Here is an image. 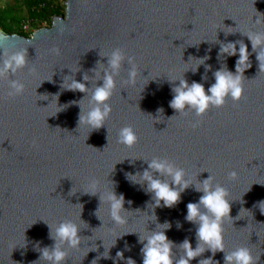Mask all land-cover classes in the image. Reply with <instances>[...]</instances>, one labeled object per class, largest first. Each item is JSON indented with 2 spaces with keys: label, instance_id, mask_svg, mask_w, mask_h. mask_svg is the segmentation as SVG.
I'll use <instances>...</instances> for the list:
<instances>
[{
  "label": "water",
  "instance_id": "water-1",
  "mask_svg": "<svg viewBox=\"0 0 264 264\" xmlns=\"http://www.w3.org/2000/svg\"><path fill=\"white\" fill-rule=\"evenodd\" d=\"M64 5L63 16L29 38L0 30V54L27 53V66L10 76L25 84L22 95L9 97L8 80L0 79V264H33L40 256L36 242L40 247L54 243L46 223L55 226L66 219L80 226L82 244L68 250L65 264H113V259L127 264L129 257L142 264L139 234L159 231L165 222L179 257L183 240L197 246L196 225L185 219L186 205L199 200L202 193L195 184L210 175L231 200L232 219L223 225L225 252L246 246L259 256L257 264H264V213L258 207L264 201V69L252 53L240 100L228 97L201 116L169 107L168 81L195 67L198 61L185 64L189 56H210L211 70L201 65L195 74H184L206 91L225 62L234 72L237 57L218 58L220 44L244 42L251 53L244 34L264 31V23L253 22L264 14V0H66ZM117 47L135 57L136 82H128L131 66L125 61L108 101L112 112L105 127H78L79 105L57 112L52 97L59 94L57 105L62 106L85 96L81 107L86 111L89 95L60 85L66 77L83 82L85 74L89 89L102 83L105 55ZM125 126L137 134L132 147L118 143ZM154 157L183 168L193 183L171 208L163 202L155 207L147 185L126 178L142 173ZM158 178L170 182V177ZM112 190L125 198L124 224L110 216L105 196ZM117 251H123L124 260ZM224 254L217 252L213 259L224 264ZM210 256L206 251L191 264Z\"/></svg>",
  "mask_w": 264,
  "mask_h": 264
},
{
  "label": "clouds",
  "instance_id": "clouds-1",
  "mask_svg": "<svg viewBox=\"0 0 264 264\" xmlns=\"http://www.w3.org/2000/svg\"><path fill=\"white\" fill-rule=\"evenodd\" d=\"M255 16L257 17L253 20L255 24L264 23V14L258 13ZM244 35L251 42L252 52H249L244 42L221 43L217 57H224L225 61L227 57H237L235 71H230L225 62L222 67L213 73L215 82L207 88V91L201 82L192 81L189 83L184 74L189 70L195 74L201 65L206 67V71L211 70V65L206 64L210 56L208 54L199 58L189 56L188 62L184 63L190 64L192 61H198L195 67H189L181 78L168 79L172 93L169 107L178 114L192 111L196 116H201L210 107L223 106L228 97H231L234 101H239L243 92L244 73L251 67L249 58L252 53L256 54L259 68L264 69V31L249 32ZM26 56V50L13 51L11 53L5 51L0 54V57H2L0 59V79L8 80L9 97L22 95L25 90L24 83L17 79H10V76L27 66ZM105 56L107 57V69H105L103 76L100 77L102 83L96 84L95 87L89 89L86 86L89 77L85 74L82 78L83 82L66 77L60 85L63 90L79 91L85 95H89L86 111L81 107V101L85 96L79 101H70L68 105L62 106L57 105L59 94L52 97L56 98L57 112L62 111L71 104L79 105L78 127L84 125L91 130L105 127V122L112 112V107L108 101L114 93L116 78L120 75L125 61L131 66L128 72V82L132 84L136 82L138 67L135 63V57L127 56L125 51L119 47L113 49ZM30 71H34V69H30ZM97 75L99 76L98 73ZM206 79V76H202V80ZM177 81L178 83H176ZM157 111L158 113H162L163 109L161 108ZM137 141V134L131 126L119 129L118 143L126 147H132ZM146 162L147 168L142 173H127L126 178L133 184H146L148 192L154 196L155 207H160L161 202H163L164 207H173L180 201L181 193L193 185L192 181L187 178V174L183 168L176 166L166 158L154 157ZM229 176L235 179L237 173L232 171L229 173ZM158 177H170V182ZM195 190L202 193V195L197 202H189L186 205L187 214L185 219L196 225L197 246L193 248L191 242L185 239L179 245L183 250V255L175 257L173 253L174 242L170 241L166 235V230L171 225L165 222L159 231H154L147 235L139 234L138 243L142 245L140 249L142 264H191L193 260L202 256L206 251H210L212 256L199 260L198 264H219L218 261L213 259L217 252L225 253L224 264H257L259 256H253L252 251L246 246L236 247L230 252H225L223 225L226 219H232L230 216L231 200L229 199L228 190L221 184L214 183L211 175L207 179L195 184ZM85 193L96 195L89 191H85ZM105 201L108 204L112 220L117 224L126 223V217L123 215L127 211L124 208V196L122 194L118 196L112 190L105 196ZM128 203L131 204V201H128ZM258 207L264 213V201L259 202ZM46 224L49 227V238L54 243L51 246L40 247V242L37 241L35 248L40 252V256L33 264H37L38 261H42L43 264H65L68 250L79 249L82 244V239L79 235L81 228L70 219L63 220L55 226ZM121 237H116L115 243L111 247L115 246L117 239ZM126 249L130 250L127 245ZM116 257L121 260L125 259L123 251H117ZM104 258L111 257L105 255ZM126 262L127 264H136V261L131 257L127 258ZM113 264H116L115 259H113Z\"/></svg>",
  "mask_w": 264,
  "mask_h": 264
},
{
  "label": "trees",
  "instance_id": "trees-1",
  "mask_svg": "<svg viewBox=\"0 0 264 264\" xmlns=\"http://www.w3.org/2000/svg\"><path fill=\"white\" fill-rule=\"evenodd\" d=\"M65 5L58 0H16L5 8H0V30L8 35L19 34L31 37L23 30V23L30 21L33 30L51 27L56 16L65 14Z\"/></svg>",
  "mask_w": 264,
  "mask_h": 264
},
{
  "label": "built area",
  "instance_id": "built-area-1",
  "mask_svg": "<svg viewBox=\"0 0 264 264\" xmlns=\"http://www.w3.org/2000/svg\"><path fill=\"white\" fill-rule=\"evenodd\" d=\"M8 4H10V0H0V8L3 9L5 8ZM23 30H26L28 32H31L32 35L34 34V32H36L37 30H33L31 22L30 21H25L23 23ZM31 35V36H32Z\"/></svg>",
  "mask_w": 264,
  "mask_h": 264
},
{
  "label": "rangeland",
  "instance_id": "rangeland-1",
  "mask_svg": "<svg viewBox=\"0 0 264 264\" xmlns=\"http://www.w3.org/2000/svg\"><path fill=\"white\" fill-rule=\"evenodd\" d=\"M66 0H58V2H62L63 4L65 3ZM14 2H16V0H10V4H13Z\"/></svg>",
  "mask_w": 264,
  "mask_h": 264
}]
</instances>
